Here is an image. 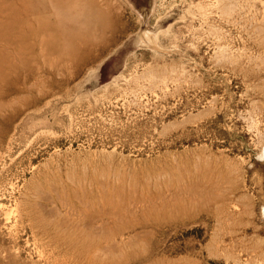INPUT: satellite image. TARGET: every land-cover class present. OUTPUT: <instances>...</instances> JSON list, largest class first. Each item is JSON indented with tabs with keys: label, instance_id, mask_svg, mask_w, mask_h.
Masks as SVG:
<instances>
[{
	"label": "rangeland",
	"instance_id": "obj_1",
	"mask_svg": "<svg viewBox=\"0 0 264 264\" xmlns=\"http://www.w3.org/2000/svg\"><path fill=\"white\" fill-rule=\"evenodd\" d=\"M0 264H264V0H0Z\"/></svg>",
	"mask_w": 264,
	"mask_h": 264
}]
</instances>
